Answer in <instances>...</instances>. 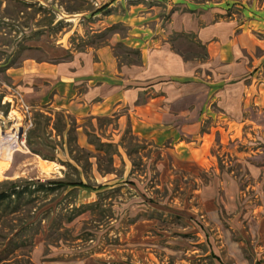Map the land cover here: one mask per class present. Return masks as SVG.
Segmentation results:
<instances>
[{
	"label": "rangeland",
	"instance_id": "rangeland-1",
	"mask_svg": "<svg viewBox=\"0 0 264 264\" xmlns=\"http://www.w3.org/2000/svg\"><path fill=\"white\" fill-rule=\"evenodd\" d=\"M23 1L27 5L39 4L46 13L33 16L34 9L26 8V12L14 17L13 5L0 0V32L4 36L0 37V58L14 54V49L3 47L9 37H18L24 45L39 49L15 55L13 69L20 68L27 59L62 64L71 55L108 46L114 34L118 39L127 38L128 25H142L156 14L164 25L170 20L167 8L151 0ZM188 1L221 3L231 8L247 5L264 8V0ZM232 12L240 16V10ZM147 13L148 20H133ZM51 17L54 24L47 26ZM37 22L46 27L41 34L32 36ZM111 26L113 30L102 32ZM100 32L105 36L100 38ZM171 39L173 50L184 58L205 57V49L193 37L181 35ZM130 51L122 43L113 47L119 66L137 63ZM9 73L0 72L2 105H8L7 116L0 114V138L6 133H16L18 148L9 145L5 151L0 149V183L19 179L41 183L81 181L90 189L69 188L45 201L22 207L14 216L3 215L0 258L7 264H264V105L252 108L249 113L254 122L249 155V143L231 139L223 154L222 146L216 147L220 134L214 131L212 162L221 173L204 170L200 166L201 157L194 164L176 165L170 153L135 136L123 108L95 120L69 116L72 132L69 136L64 133L63 141L50 126H43L38 136L50 145L44 151L56 157V161L47 162L27 149L26 133L34 127L28 128V117L17 107L13 95L16 91L20 93L31 108L32 126L39 113L50 114L54 122L61 113L48 108L49 101L54 102L56 94H65L68 100L73 90L71 86L63 89L38 80L28 84L24 79L16 84ZM41 92H45L44 101L40 99ZM78 128L81 131L77 132ZM202 130L206 131V126ZM69 138L92 156L96 152L88 145L90 139L99 138L102 143L114 145L118 154L113 159V174L101 177L96 160H88L74 145H67ZM8 152L9 162L4 161ZM70 152L80 162H72ZM6 163L8 168L4 166ZM102 169H108L105 161ZM122 184V188L117 187ZM98 186L115 188L106 190L99 198ZM95 203L99 208H89ZM32 217L35 220L30 223H35L36 230L32 228L20 235L12 232ZM70 217L75 219L69 224Z\"/></svg>",
	"mask_w": 264,
	"mask_h": 264
},
{
	"label": "crops",
	"instance_id": "crops-1",
	"mask_svg": "<svg viewBox=\"0 0 264 264\" xmlns=\"http://www.w3.org/2000/svg\"><path fill=\"white\" fill-rule=\"evenodd\" d=\"M151 1L167 8V24L156 14L142 25H128L127 38L118 39L114 34L108 46L71 55L56 65L27 59L20 68L8 72L16 84L25 79L28 84L38 80L63 89L71 86L70 99L56 94L54 102L48 103V108L60 112L67 122L69 116L95 120L123 108L135 136L170 153L176 165L194 164L201 157L204 170L221 173L212 162L214 131L220 134L216 147L222 146L223 154L231 139L249 143V155L254 134L249 113L264 105V8ZM233 9L240 10V16ZM149 17L147 13L133 20ZM181 35L193 37L205 49V57L190 59L176 53L171 37ZM119 43L137 51L140 60L119 66L113 54ZM44 95L40 93L41 101ZM45 116L51 118L50 114ZM117 154L115 151L114 157ZM113 171L114 163L108 175ZM114 188L102 187L96 193Z\"/></svg>",
	"mask_w": 264,
	"mask_h": 264
},
{
	"label": "trees",
	"instance_id": "trees-1",
	"mask_svg": "<svg viewBox=\"0 0 264 264\" xmlns=\"http://www.w3.org/2000/svg\"><path fill=\"white\" fill-rule=\"evenodd\" d=\"M6 2H9L13 5V10L11 13V16L17 17L19 14H22L23 12H26V8H33L34 13L33 16H35L36 13H46V10L36 3V5L29 4L27 5L25 1L23 0H3ZM24 9V11H22ZM54 24V19L51 17L50 22L47 24V26H52ZM34 29L31 30L32 36H37L41 34L46 26H40V22H37L34 25ZM111 30H113V27L104 31V33H108ZM108 31V32H107ZM101 33L99 35L100 38L104 37L105 34ZM15 36H18L16 33ZM0 37L3 39V34L0 32ZM25 38V37H24ZM10 41L3 45L4 48L14 49V54L10 56H6V58L1 59L0 58V72L5 73L7 70L11 69L14 66V62L16 60L15 55H20L24 53L25 51H31V50H39L35 49L33 46H26L23 43V40H20L18 37L8 38ZM132 54L135 55L137 60H140V55L137 51H130ZM4 55H6V52H3ZM41 62V61H39ZM138 62V61H137ZM4 96L0 94V114L4 117L7 116L8 113V105H2ZM36 123L32 125L34 129H29L26 133V147L29 150V152L35 156L40 157L44 161L54 162L56 161V157L53 155V153L45 152L44 148H50V145H48L45 140H42L41 137L38 136V133L42 130V127L45 126L51 127L52 131L57 134V137H61V140L63 141V134L66 132V135L71 134V125L67 122V118L63 115L56 116L55 121L52 123L51 126V118L42 114L35 115ZM88 137L91 138V135H88ZM95 140H91L88 142V144L92 147H94L96 156L90 155V153H87L79 149L76 145V141L74 139L69 138L67 140V145L72 147L74 145V148L78 151L79 154L82 156L85 155V157L89 160L90 158H94L97 162L98 172L100 175H108L112 172V165H113V157L115 155L114 146L112 144H103L100 142L98 138H94ZM55 150V147L54 149ZM69 157L72 162L78 163L80 162L79 158L71 157L72 152L69 153ZM131 155V154H129ZM87 160V162H88ZM105 161L108 165L107 170L102 169V163ZM62 165L66 167H71L69 163H62ZM109 168H111L109 170ZM69 188H82V189H90V187L83 185L81 181L78 183H71V182H65V181H45L44 183H41L40 181H28V182H22L20 179L16 181H7L4 183H0V223H1V217L3 215L6 216H14L16 215L19 210L22 207L31 206L35 204L36 202L45 201L49 196H56L59 195ZM102 187H99L96 189V191L101 190ZM103 193L98 194V197H102ZM89 208H99V205L97 203L89 205ZM79 213V212H78ZM79 215H81L79 213ZM34 216V215H33ZM74 217H70L67 220V223H71L74 221ZM33 220H35L34 217L30 219L28 222H24L23 225L20 227H14L12 229V232H16L17 235L27 233L30 229L35 228V223H30ZM39 231H36L35 235H38ZM23 244V243H22ZM0 264H7L5 259L0 258Z\"/></svg>",
	"mask_w": 264,
	"mask_h": 264
},
{
	"label": "bare ground",
	"instance_id": "bare-ground-1",
	"mask_svg": "<svg viewBox=\"0 0 264 264\" xmlns=\"http://www.w3.org/2000/svg\"><path fill=\"white\" fill-rule=\"evenodd\" d=\"M17 143H18V141H17V134L16 133H13V132L9 133V134L6 133L4 138L3 137L0 138V149L5 151L8 149L9 145H13V147H14L13 149H16V147L18 146V145H16ZM10 152H8L9 154L5 153L7 157L5 158L4 161L9 162L11 160V155H10L11 153ZM4 166H5V168H8L7 163L4 164ZM0 173H1V171H0Z\"/></svg>",
	"mask_w": 264,
	"mask_h": 264
},
{
	"label": "built area",
	"instance_id": "built-area-1",
	"mask_svg": "<svg viewBox=\"0 0 264 264\" xmlns=\"http://www.w3.org/2000/svg\"><path fill=\"white\" fill-rule=\"evenodd\" d=\"M13 97H14V99L16 101L17 107H19L21 109V111L23 112L24 116L26 115L28 117V128L31 127V123H30V120H29L30 108L25 104L22 95L20 93H18L17 91L14 93Z\"/></svg>",
	"mask_w": 264,
	"mask_h": 264
}]
</instances>
